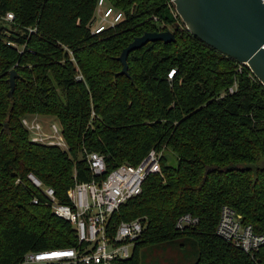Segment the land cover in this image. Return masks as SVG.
<instances>
[{
  "label": "trees",
  "instance_id": "1",
  "mask_svg": "<svg viewBox=\"0 0 264 264\" xmlns=\"http://www.w3.org/2000/svg\"><path fill=\"white\" fill-rule=\"evenodd\" d=\"M108 1L125 17L93 34L98 0H0V264L79 245L44 187L69 203L75 182L94 178L85 151L104 155L110 172L139 164L151 149L165 151L161 171L109 221L112 231L122 220H146L122 264H142V247L180 236L197 241L194 264H264V245L252 256L216 233L225 204L264 232V85L248 65L179 28L167 0ZM8 11L12 22L1 17ZM163 22L176 40L133 50L123 73L122 51L145 32L168 29ZM27 114L58 118L69 149L32 142ZM185 213L199 222L179 230Z\"/></svg>",
  "mask_w": 264,
  "mask_h": 264
},
{
  "label": "built area",
  "instance_id": "2",
  "mask_svg": "<svg viewBox=\"0 0 264 264\" xmlns=\"http://www.w3.org/2000/svg\"><path fill=\"white\" fill-rule=\"evenodd\" d=\"M167 5L176 25L189 30L178 14L174 0H167ZM1 17L12 22L15 15L8 11ZM124 17L125 13L116 9L108 0H98L95 16L90 23L91 32L99 34L121 22ZM154 20L159 22L161 19L154 16ZM167 24L163 22L162 28L168 29L160 31L174 32L173 27ZM175 72V68L171 69L168 78L172 79ZM235 86L230 88L231 92ZM32 117L30 120L27 114L21 119L32 142L69 149L62 126L53 123L51 132H47L37 116ZM85 156L94 178L87 182L76 181L68 190L69 203L60 202L52 187H44L54 213L75 226L79 245L28 251L19 264H122L132 255L131 247L134 249L146 227L145 218L122 220L112 231L109 221L123 203L142 192L143 183L150 174L161 171L162 153L151 149L139 164L124 163L110 172L107 171L105 157L101 153L85 151ZM28 176L36 186L42 187V181L34 174ZM38 201L37 197L33 198L34 203ZM198 222L199 217L185 213L177 219L176 228L183 230ZM216 233L252 256L264 245V232H256L251 224L244 223L242 216L228 204L221 208Z\"/></svg>",
  "mask_w": 264,
  "mask_h": 264
},
{
  "label": "water",
  "instance_id": "3",
  "mask_svg": "<svg viewBox=\"0 0 264 264\" xmlns=\"http://www.w3.org/2000/svg\"><path fill=\"white\" fill-rule=\"evenodd\" d=\"M182 21L203 42L249 66L264 85V0H174ZM174 42L173 31H148L123 51V73L129 75L128 56L150 41ZM16 71L10 75L11 93Z\"/></svg>",
  "mask_w": 264,
  "mask_h": 264
},
{
  "label": "rangeland",
  "instance_id": "4",
  "mask_svg": "<svg viewBox=\"0 0 264 264\" xmlns=\"http://www.w3.org/2000/svg\"><path fill=\"white\" fill-rule=\"evenodd\" d=\"M32 116L29 119L32 120ZM37 120L43 125L45 131L51 132V125L56 123L61 126L60 121L55 116L39 115ZM165 151H161L162 155ZM170 160L173 154L166 151ZM173 155V156H172ZM133 251V247H131ZM199 249L195 238L190 236H180L173 240L161 243L150 244L140 249V260L142 264H194L198 258Z\"/></svg>",
  "mask_w": 264,
  "mask_h": 264
},
{
  "label": "crops",
  "instance_id": "5",
  "mask_svg": "<svg viewBox=\"0 0 264 264\" xmlns=\"http://www.w3.org/2000/svg\"><path fill=\"white\" fill-rule=\"evenodd\" d=\"M32 115L39 116L40 114H29V116H32Z\"/></svg>",
  "mask_w": 264,
  "mask_h": 264
}]
</instances>
